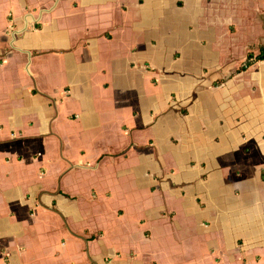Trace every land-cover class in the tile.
<instances>
[{"label":"crops","instance_id":"obj_1","mask_svg":"<svg viewBox=\"0 0 264 264\" xmlns=\"http://www.w3.org/2000/svg\"><path fill=\"white\" fill-rule=\"evenodd\" d=\"M0 264H264V0H0Z\"/></svg>","mask_w":264,"mask_h":264}]
</instances>
